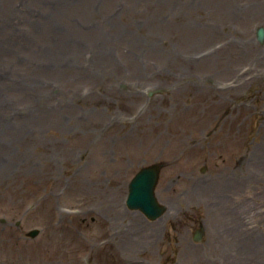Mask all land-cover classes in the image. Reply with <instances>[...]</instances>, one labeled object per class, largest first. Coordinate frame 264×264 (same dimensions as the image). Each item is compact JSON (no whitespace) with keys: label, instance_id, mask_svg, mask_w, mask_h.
Wrapping results in <instances>:
<instances>
[{"label":"rangeland","instance_id":"374dc122","mask_svg":"<svg viewBox=\"0 0 264 264\" xmlns=\"http://www.w3.org/2000/svg\"><path fill=\"white\" fill-rule=\"evenodd\" d=\"M260 26L264 0H0V264H264Z\"/></svg>","mask_w":264,"mask_h":264},{"label":"water","instance_id":"95a60500","mask_svg":"<svg viewBox=\"0 0 264 264\" xmlns=\"http://www.w3.org/2000/svg\"><path fill=\"white\" fill-rule=\"evenodd\" d=\"M256 36L260 41L263 40L264 30L261 26L256 30ZM159 170V163L144 166L133 176L128 184L126 205L131 209L142 211L150 219L161 216L166 209L165 206L157 200L154 194V186L159 175ZM38 233L39 229L33 228L26 234L30 237H34ZM200 233V230H196L194 238L198 239Z\"/></svg>","mask_w":264,"mask_h":264},{"label":"bare ground","instance_id":"6f19581e","mask_svg":"<svg viewBox=\"0 0 264 264\" xmlns=\"http://www.w3.org/2000/svg\"><path fill=\"white\" fill-rule=\"evenodd\" d=\"M234 211H236V210H234ZM236 215V218H237V222H238V217L240 216L239 214H235ZM236 222V223H237ZM239 225H234V227H238ZM17 250H19V249H17ZM2 260L4 261V263L5 264H11V263H13V264H16V261H17V257H13L12 255H8V256H4L3 258H2Z\"/></svg>","mask_w":264,"mask_h":264}]
</instances>
